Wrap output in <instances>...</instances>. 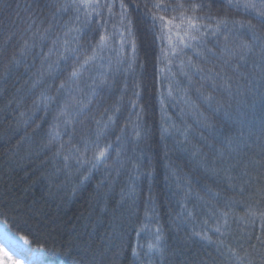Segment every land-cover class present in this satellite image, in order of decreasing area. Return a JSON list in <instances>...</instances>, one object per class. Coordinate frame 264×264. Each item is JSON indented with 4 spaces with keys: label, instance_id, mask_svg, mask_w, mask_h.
Here are the masks:
<instances>
[{
    "label": "trees",
    "instance_id": "obj_1",
    "mask_svg": "<svg viewBox=\"0 0 264 264\" xmlns=\"http://www.w3.org/2000/svg\"><path fill=\"white\" fill-rule=\"evenodd\" d=\"M243 2L0 0V221L57 264H264V0Z\"/></svg>",
    "mask_w": 264,
    "mask_h": 264
},
{
    "label": "snow or ice",
    "instance_id": "obj_2",
    "mask_svg": "<svg viewBox=\"0 0 264 264\" xmlns=\"http://www.w3.org/2000/svg\"><path fill=\"white\" fill-rule=\"evenodd\" d=\"M237 6H242L244 7L245 9H248V8H256V4L253 2V0H244V2L242 4H237ZM121 7L123 8L124 5L122 4ZM203 7V5H200V4H192L190 6L191 8V11L192 12H195L197 9ZM176 8H179V9H182L183 11L180 12L179 14V17H173L172 20H169L167 21V24L171 25L173 23L174 20H176L177 18L180 20V24L178 25H175L176 28H179L181 25H185L186 24V30H185V33L184 35L188 37V40L190 41H196L199 39L198 36L194 35V34H191L193 31H198V28L199 26L197 25L196 21L199 19V17H196V16H190V15H187V11L188 9L185 7V5L183 3H177L175 5V8L172 7V5H168V4H164V3H160V2H156V3H153L152 4V9H155V10H165V11H168L169 9L175 11ZM258 14L262 17H264V11H259ZM146 16L149 17L150 19V22H151V26L153 28L156 27L157 23L159 22L162 26L164 25L165 23V17L164 16H159L156 14V12L154 11H149L145 14ZM129 23H131V21H129ZM219 26V25H218ZM249 28H254L255 26L254 25H251L249 24L248 25ZM177 35H179V33H177ZM255 38V37H254ZM105 40V37L101 36L100 38V45H98V47L102 46L103 45V42ZM169 40H171V37H169ZM67 43V42H65ZM181 43L184 44L185 47H189L190 45L187 44L183 37H181ZM72 51H75V50H72ZM264 51V50H262ZM96 58V52H95V49H93V52H92V55L86 57L83 61V64L81 65V68L84 66V65H87L88 63H90L92 60H94ZM209 72H215V69L214 68H211L209 69ZM215 74L217 76H219V73L218 72H215ZM71 75L74 77L77 75V70H73V72L71 73ZM106 159V151L105 150H101L97 153H95L93 155V157L91 158L92 161H94V163H92V167L95 168L97 165H99L100 163H102L104 160ZM85 162H90L88 160H85ZM222 215L224 217L227 216V213H222ZM261 216H264V213H261L260 214ZM224 223L226 224L227 223V220L225 219ZM216 232L217 233H220V229L217 228L216 229ZM194 235H197V236H201L202 239H206L208 240L209 242H212L211 240V237L207 236L206 234L204 235H201V233H194ZM221 235H223L221 233ZM219 244H223V241H219ZM229 251L235 255V249H229ZM239 258V257H238ZM249 264H251V261H249Z\"/></svg>",
    "mask_w": 264,
    "mask_h": 264
},
{
    "label": "rangeland",
    "instance_id": "obj_3",
    "mask_svg": "<svg viewBox=\"0 0 264 264\" xmlns=\"http://www.w3.org/2000/svg\"><path fill=\"white\" fill-rule=\"evenodd\" d=\"M0 264L57 263L46 261L42 251L30 246L24 237L12 233L8 226L0 221Z\"/></svg>",
    "mask_w": 264,
    "mask_h": 264
}]
</instances>
